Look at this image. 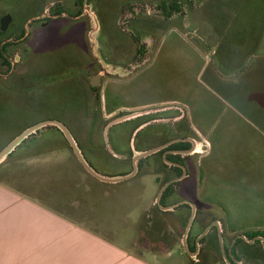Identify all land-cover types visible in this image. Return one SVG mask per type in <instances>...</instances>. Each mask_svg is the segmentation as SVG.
Listing matches in <instances>:
<instances>
[{
    "label": "rangeland",
    "instance_id": "1",
    "mask_svg": "<svg viewBox=\"0 0 264 264\" xmlns=\"http://www.w3.org/2000/svg\"><path fill=\"white\" fill-rule=\"evenodd\" d=\"M162 1L170 0H0V23L10 19L1 38L24 33L17 49L6 53L11 67L0 63V147L35 124L56 121L96 172L116 175L132 168L133 150L184 137L205 141L189 158L194 170L187 190L207 213L203 222L218 221L227 244L251 231L264 233V45L256 38L264 0H179L182 12L170 17L157 9ZM101 66L120 74L101 72L99 88L92 89L90 78ZM129 115L138 116L112 126L106 144L105 125ZM49 127L13 154L78 162L62 133ZM145 162L159 159L146 157L135 178L105 193L124 200L152 190L149 179L140 181ZM185 192L172 198H185ZM101 202L99 211L89 202L85 208L116 228L105 233L124 246L128 234L140 240L136 221L117 219ZM119 204L141 210L146 202ZM137 222H145V214ZM249 242L239 246L245 254L241 264H264L263 241ZM220 243L219 252L203 253L195 264L215 257L224 264ZM229 264L237 263L232 257Z\"/></svg>",
    "mask_w": 264,
    "mask_h": 264
},
{
    "label": "crops",
    "instance_id": "2",
    "mask_svg": "<svg viewBox=\"0 0 264 264\" xmlns=\"http://www.w3.org/2000/svg\"><path fill=\"white\" fill-rule=\"evenodd\" d=\"M256 22L258 30L256 38L264 45V17L256 18ZM260 56L264 57V51L260 52ZM220 64L227 69V59H223ZM225 76L226 79L227 74ZM44 128L50 127L42 129ZM190 139L195 141L198 147H202L203 143L206 145L205 141L202 143ZM19 145L0 162V264H195L203 253L214 256L216 250L219 252L220 242L227 255V246L230 242L233 241L232 251L240 239L232 238L227 244V232L216 221L221 237L226 233L225 239L222 238L220 241L216 228L212 226L210 232L197 241L214 219L206 224L203 222V214L207 213L204 212V208L203 212L200 211V207L203 206L198 197L187 191L194 170L191 162V168L177 184V188L172 189L173 191L164 198L161 205L168 207L187 201L195 206V218H198L196 231L191 233L194 218L186 238L187 248H184L188 253V261L180 246L183 243L191 207L189 204H181L172 210H164L155 204L160 188L175 179L174 172L164 168L161 162L153 164L145 162L142 164V171L139 170L143 174L140 181L149 179L152 182L150 187L152 190H148L141 197L136 194L135 197L121 200L119 194L114 196V193L105 192L113 190L116 184L135 178V175L119 182H102L86 173L78 162H38L43 154L40 156L36 153L28 154L29 151L13 154ZM4 146L0 147V150ZM131 169L130 166V169L116 175L97 173L105 178L116 179L127 176ZM152 170L156 171V175L147 178L146 175ZM181 189L190 196L186 194L185 198L173 199V195ZM142 200H145L146 204L141 210H138V207L131 210L126 205L123 209L120 208V204L118 205L119 201L130 204ZM101 201L107 202L109 211L117 219L127 223L136 221L135 227L138 229L140 240L128 234L127 246H124L113 235L105 233L114 232L116 228L113 225L108 227L111 222L104 221L102 214L98 212L95 214L85 208L89 202L97 205L95 212L99 211ZM182 205L189 208L180 207ZM121 213L122 218L119 215ZM143 214L145 222H137L139 216L142 217ZM242 240L235 248L236 259L231 255L237 264H241L245 256L239 247L240 244L249 242ZM252 243L253 241L248 244ZM189 248L192 251H189ZM209 264H218L216 257Z\"/></svg>",
    "mask_w": 264,
    "mask_h": 264
},
{
    "label": "water",
    "instance_id": "3",
    "mask_svg": "<svg viewBox=\"0 0 264 264\" xmlns=\"http://www.w3.org/2000/svg\"><path fill=\"white\" fill-rule=\"evenodd\" d=\"M9 22V16H6L5 18L2 19L1 21V30H5L6 27H7V24ZM92 86H95V83L93 82L91 84ZM138 115H129V116H125V117H122V118H117L113 121H110L108 122L104 129H103V137H104V141L105 143L107 144V133H108V130L118 124V123H121V122H124V121H127V120H131L133 118H136ZM46 126H53L55 128H57L61 133L62 135L64 136L65 140L67 141V143L69 144L71 150H72V153L73 155L75 156L76 160L78 161V163L81 165V167L85 170L86 173H88L90 176L96 178L97 180H100L102 182H119L121 180H125V179H128V178H131L135 175L136 173V168H137V163L139 160L143 159V158H146L158 151H160L161 149L171 145V144H174V143H178V142H190L192 143L193 146H195V142L192 140V139H189V138H185V139H174V140H171L161 146H158L156 148H153V149H150V150H146V151H135L133 150V154H132V170L131 172L123 177V178H116V179H111V178H105L101 175H99L97 172H95L87 162H85V160L82 158L76 144H75V141L73 140L71 134L69 133V131L66 129V127L61 124L60 122H56V121H45V122H41V123H38V124H35L29 128H27L26 130H24L22 133H20L19 135H17L16 137H14L10 142H8L1 150H0V162H2L23 140H25L28 136H30L31 134L35 133L37 130L43 128V127H46ZM195 150L190 149L188 151H179L178 153L180 154H184V155H187V154H192L194 153ZM162 159H163V162L165 164H168V165H171V166H176V167H179L181 170H182V175L174 180H171L167 183H165L159 190L157 196H156V199H155V204L161 208V209H164V210H172L173 208H175L176 206H179L181 204H189L190 207H191V213H190V216L188 218V222L186 224V228H185V232H184V236H183V245H184V248L186 249V238H187V234L190 230V227L192 225V222L195 218V212H196V209H195V206L187 201H182V202H179V203H176L174 205H171V206H168V207H162L161 204H160V199H161V195L162 193L164 192V190L172 183H175L177 181H180L184 176H185V168L179 164H175V163H172L168 160L165 159V154L162 155ZM212 226H214L216 228V231H217V236H218V239L221 241V234L219 232V226L217 225V222H213V224H210L208 225L205 230L201 233V235L198 237L197 241L200 240L201 238L205 237L211 230ZM242 239H245L242 237ZM258 239V238H257ZM260 241H264L263 239H259ZM220 247H221V251L223 253V257H224V260H225V264H229L230 263V259H232V256H231V247L229 248L228 250V253L227 255L224 253V250H223V247L222 245L220 244ZM187 252V250H186ZM190 255H194V254H190Z\"/></svg>",
    "mask_w": 264,
    "mask_h": 264
},
{
    "label": "flooded vegetation",
    "instance_id": "4",
    "mask_svg": "<svg viewBox=\"0 0 264 264\" xmlns=\"http://www.w3.org/2000/svg\"><path fill=\"white\" fill-rule=\"evenodd\" d=\"M170 1H172V0H170ZM169 1V2H170ZM176 2H177V4H179L180 5V7H181V4H180V2H179V0H175ZM169 2H165V3H169ZM156 7H157V5H156ZM158 9V8H157ZM160 12H161V14H162V10H160V9H158ZM182 12V9H181V11L180 12H173L172 14H171V16L172 15H174V14H179V13H181ZM48 15H49V11H48ZM165 16V15H164ZM10 23V19H9V22H8V24ZM8 24H7V27H6V29L5 30H1V23H0V63H1V65H2V67H6V68H10L11 67V59L10 58H8L7 56H6V53L8 52L9 53V51L11 50V48H15V50L17 49V47H18V44L22 41V39H23V37H24V33L22 32L21 33V35H19V37H17L16 39H10V38H6V39H2L1 38V36H2V33H4V32H6V30H7V28H8ZM100 71L98 72V73H96V74H94L93 76H91V83L89 84L90 85V87L93 89V88H99V86H100V83H101V80L103 79L102 78V76H104V75H102V73L103 74H110L111 76H117V74L119 75L120 73L118 72H115V70H114V68H107V67H99L98 68ZM102 72V73H101ZM117 73V74H116ZM95 83V86H92L91 84L92 83ZM85 91V90H84ZM94 93V92H93ZM94 97H95V99H98V97H97V95H94ZM112 114V112L110 113V115ZM110 130V129H109ZM108 130V131H109ZM102 133H103V131H102ZM108 134V133H107ZM185 138H187V137H184V138H181V139H185ZM190 139V138H189ZM195 142V141H194ZM165 143H167V142H164V143H162V144H165ZM178 143H188V147H186V148H184V149H167V147H165V148H163V149H161L160 151H158V152H156V153H154V154H152V155H155L156 157H157V161H158V159H159V162H162V155L163 154H165V159H166V157H168V156H170L171 158H172V160L170 161V162H172V163H175V164H179V165H181V166H183V167H186L185 169H186V172H185V175H186V173H187V170L189 169V168H191L190 167V162H191V160L189 159L190 158V156H192V155H195V154H187V155H184V154H180V153H178L179 151H188V150H190V149H192L193 148V150H196L197 149V147H198V145L196 144V142H195V146H193L192 145V143H190V142H178ZM174 144H176V143H174ZM170 146V145H169ZM148 150H150V149H148ZM141 151H146V150H139V152H141ZM160 152V155H158V153ZM151 156V155H150ZM143 159H145V158H143ZM143 159H141V160H139L138 162H141ZM131 160H132V154H131ZM167 160V159H166ZM165 164V163H164ZM191 164H192V162H191ZM167 167H164V168H166V169H169V170H171L172 171V168H177V169H180L179 167H176V166H171V165H168V164H165ZM181 170V169H180ZM172 172H174V170L172 171ZM174 174H175V172H174ZM182 175V170H181V174L180 175H178V176H176L175 175V179L176 178H178V177H180ZM183 179V178H182ZM181 179V180H182ZM174 180V179H173ZM180 180V181H181ZM180 181H177V182H175V183H172V184H179L180 183ZM171 185V184H170ZM175 186V185H174ZM173 186V187H174ZM173 187H172V189H173ZM172 189H171V191H172ZM170 191V192H171ZM213 222V221H212ZM211 222V223H212ZM257 237H259V236H257ZM244 238H245V240L246 241H250L251 242V240H253V242L254 241H259V242H261L259 239H257L256 237H254L253 239H247V237L246 236H244ZM262 238V237H261ZM263 244H264V241L262 242Z\"/></svg>",
    "mask_w": 264,
    "mask_h": 264
},
{
    "label": "trees",
    "instance_id": "5",
    "mask_svg": "<svg viewBox=\"0 0 264 264\" xmlns=\"http://www.w3.org/2000/svg\"><path fill=\"white\" fill-rule=\"evenodd\" d=\"M157 8L162 10V13L165 14V17H170V15L173 13V12H180L181 11V7L179 4H177V2L175 0H172L170 1L169 3H165V2H160L157 4ZM49 127V126H48ZM52 128H55V127H52ZM57 129V128H55ZM58 130V129H57ZM23 143V142H22ZM188 147V143H176V144H171L170 146L167 147V149H184ZM158 155H160V152L158 153ZM166 159L168 161H171L172 158L170 156L166 157ZM140 164L141 162H138L137 163V166L140 168ZM161 164L163 165V167H167L164 163L161 162ZM174 170L175 172V175L178 176L181 174V170L180 169H177V168H172V171ZM174 185H177V184H171L169 185L165 190L164 192L162 193L161 195V205L163 204V200L164 198L169 194V192L171 191L172 187ZM180 207H186V208H189L187 205H182ZM214 230V229H213ZM262 237L264 238V233L263 232H249V234L246 236L247 239H253L254 237ZM241 241H238L236 242V245L234 248H232V251H231V255L236 259V256H235V251L234 249L236 248V246L240 243ZM189 251H192L191 248H189Z\"/></svg>",
    "mask_w": 264,
    "mask_h": 264
}]
</instances>
